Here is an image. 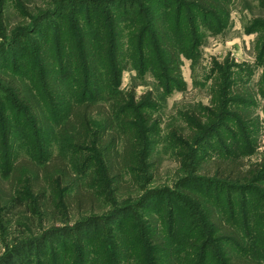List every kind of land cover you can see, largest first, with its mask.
Instances as JSON below:
<instances>
[{"label":"rangeland","instance_id":"rangeland-1","mask_svg":"<svg viewBox=\"0 0 264 264\" xmlns=\"http://www.w3.org/2000/svg\"><path fill=\"white\" fill-rule=\"evenodd\" d=\"M153 1L155 0L131 3L126 10L122 8L125 6L124 2L115 5L103 1L101 5L92 0H0L3 6L0 15V102L6 106L5 115L12 124L9 152L13 162L27 157L29 159L25 150L27 138L31 135L34 137L35 133L40 132L37 131L38 128L46 129L48 125L39 119L40 126H34L33 118L29 115L18 114L16 109H7V102L10 101L3 100L5 96L8 98V93L4 92L5 76L19 78L26 95L35 91L31 82L23 77L26 75L24 64L26 61H35L39 50L36 47L41 46L43 35L52 37L49 47H55L56 36L62 37L64 44L71 46L76 40L72 25L75 18L90 23L87 29L94 32L95 18L92 14L87 16L88 9L98 8L109 10L110 13L115 9L113 14L121 22L126 19L127 12L135 17L138 12L140 14L142 6H153ZM217 2L216 16L206 18L195 15L194 28L188 17L186 24H190L191 31L188 34L183 32L188 41L195 43L193 47L189 43L188 50L180 54L183 82L178 88L171 87L170 91L149 59L150 56L156 58V51L150 54L143 51L140 54L133 49L129 44L131 30L124 28L121 23L127 38L122 41L121 59L126 69L121 75L120 90H135L138 98L151 92L158 102L153 113L154 118L160 120L156 166L153 180L141 195H149L146 203L109 220L101 219L96 220L93 225H84L78 232L71 231L76 226L73 224L77 219L91 213L78 216L68 207L69 222L64 223V215L51 207L50 203L33 213L25 205L26 199L22 200V204L15 203L14 199L19 197L15 193L16 180L11 179L10 173H5L0 155V264H7L5 261L9 258L15 264H108V261L111 264H133L135 258L128 257L123 250L119 234L120 227L132 220L136 222L137 218H143L153 233L155 229H159L168 240L169 249L173 253L169 261L173 264H187L183 258L187 247L179 240L181 230L199 225V212L193 204L204 202V193L213 195L215 199L221 196L226 200L229 196V191L223 189L215 177L214 162L239 158L246 170L264 159V0ZM171 13L173 19H168L169 23L166 24L175 32L176 18L173 11ZM139 19L143 20L142 14ZM144 22L142 21L143 25L146 24ZM69 46L64 51V71L59 74L67 98L72 95L73 84V63L68 54L71 53ZM55 59L58 60L57 53ZM15 72L18 77L13 75ZM237 98L248 100L250 105L232 103L234 99L239 100ZM242 110L247 111L249 123L237 121L238 117H242ZM235 121L247 128L239 130ZM50 127L54 128L52 123ZM237 136L242 141L245 140L250 149L246 148L244 142L240 145L235 142ZM202 138H205L204 142L196 145V141ZM31 145L28 139L27 146ZM50 148L54 153L59 152L55 141L51 142ZM31 149L32 155H35V149ZM123 191L126 193L122 198H126L134 195L136 188L130 184ZM138 199L140 198L136 197L131 200L140 204ZM211 200H214L212 196ZM107 203L101 202L93 214H109L111 209ZM161 208L164 219L159 217ZM220 213L227 219V214L223 211ZM65 226L70 231H60ZM254 230L255 227L250 229L251 236ZM135 237L140 241L139 234ZM212 239H202L199 242V246H203L211 241L207 243L210 248L206 251L208 257L216 251L217 244ZM31 242H37L38 245L31 251L33 254L28 253ZM117 242L121 251H116L114 256L110 253L105 256L102 244L112 249V244L116 245ZM79 244L78 254L76 245ZM177 248L180 249L179 252ZM183 249L185 250L182 251ZM199 253L197 249L191 258L188 257L192 264H198L204 257L203 254L200 257ZM261 264H264L262 260Z\"/></svg>","mask_w":264,"mask_h":264},{"label":"trees","instance_id":"trees-1","mask_svg":"<svg viewBox=\"0 0 264 264\" xmlns=\"http://www.w3.org/2000/svg\"><path fill=\"white\" fill-rule=\"evenodd\" d=\"M103 1L115 5L124 2L122 8L127 10L128 4L143 0H92L101 5ZM152 3L153 6H142L140 14L143 20L139 19V12L135 18L126 11V19L120 22L118 16L113 14L115 9L111 13L98 8L88 9L87 16L92 14L95 18L94 32L87 29L90 23L75 18L72 25L76 40L71 46L64 44L62 37L56 36L55 47H49L52 37L43 35L41 46L36 47L39 50L35 61H26L24 64L26 75L23 77L31 82L37 94L32 90L26 95L19 78L5 76L4 92L8 93V98L5 96L2 99L10 101L7 102V109H16L18 114L29 115L33 118L34 126H40L39 119L48 125L46 129L38 128L40 132L35 133L34 137L31 135L27 138V145L29 139L35 155H32L31 147L26 145L29 159L27 157L28 160L23 158L13 162L9 152L12 124L6 118V106L0 102V155L5 173H10L11 179L16 180L15 193L19 197L14 199L15 203L22 204V200L26 199L25 205L32 213L50 203L51 207L64 215V223L69 222L68 207L78 216L91 213L74 222L76 226L71 231L77 232L84 225H93L96 220H109L146 203L149 195H141L153 180L156 166L160 120L154 118L153 113L158 102L151 92L138 98L135 90H120L121 75L126 69L121 59L122 41L127 38L124 28L131 30L129 44L133 49L140 54L143 51L146 54L156 51V58L150 56L149 59L170 91L171 87L178 88L183 82L180 54L188 50L189 43L192 47L195 43L188 41L183 32L188 34L191 31L190 24H186L188 17L194 28L195 15L215 17L218 6L217 0H155ZM2 7L0 2V15ZM171 11L176 18L175 32L166 24L169 23L168 19H173ZM142 21L146 24L144 22L143 25ZM66 46L71 48L68 54L73 63L70 98L65 94L59 75L64 71ZM55 53L58 60L55 59ZM13 75L18 77L16 72ZM237 99L229 103L250 105L248 100ZM241 112L239 114L242 117H238L237 121L249 123L247 111ZM237 121L236 128H247ZM50 123L54 128H49ZM204 139H198L195 144L201 145ZM235 140L239 145L244 142L246 148L250 149L245 140L242 141L238 136ZM52 141L57 143L58 153L51 150ZM214 165L215 177L223 189L229 191V196L226 200L221 196L215 199L213 195L204 193L205 201L193 204L199 212V225L181 230L179 241L187 247L183 258L187 264H192L189 258L198 249L199 256L204 255L198 264H261V260L264 263V159L246 170L239 158L219 160ZM228 182L234 184L228 185ZM130 184L134 185L136 193L122 198L126 193L123 190ZM211 196L214 200H211ZM136 197L140 198V204L131 200ZM101 202H108L111 212L96 216L93 212ZM220 211L227 214V219L221 216ZM159 217L165 218L163 208L159 211ZM240 221L242 224L239 225ZM66 227L60 231L69 230ZM252 227L256 230L251 236ZM120 229V242L128 257L135 258L133 264H173L169 261L173 253L168 240L159 229L153 233L143 218H137L136 222L132 220ZM137 234L140 235V241L135 237ZM211 238L217 246L215 253L208 257L206 251L210 248L207 243L211 241L203 246H199V242ZM112 245V249H109L102 244L105 256L108 253L114 256L116 251H121L118 242ZM37 246V242H31L27 246L28 253L33 254L31 251ZM79 249L80 244L76 245L77 253ZM177 251L180 249L177 248ZM5 262L15 264L11 258ZM108 264L111 262L108 261Z\"/></svg>","mask_w":264,"mask_h":264}]
</instances>
